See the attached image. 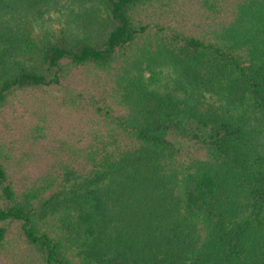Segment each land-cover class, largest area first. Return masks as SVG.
Returning a JSON list of instances; mask_svg holds the SVG:
<instances>
[{
	"label": "trees",
	"instance_id": "obj_1",
	"mask_svg": "<svg viewBox=\"0 0 264 264\" xmlns=\"http://www.w3.org/2000/svg\"><path fill=\"white\" fill-rule=\"evenodd\" d=\"M23 1L0 0V18ZM154 1L100 0L95 32L76 29L83 37L67 42L63 32L19 37L5 19L0 106L16 90L57 84L73 67L108 70L149 27L136 8ZM155 28L180 75L174 86L121 98L132 114L112 118L131 145L89 152L85 170L63 168L58 187L41 197L17 192L0 162V252H11L14 231L39 264H264V38L227 26L236 34L226 44ZM194 146L203 157H185Z\"/></svg>",
	"mask_w": 264,
	"mask_h": 264
},
{
	"label": "rangeland",
	"instance_id": "obj_2",
	"mask_svg": "<svg viewBox=\"0 0 264 264\" xmlns=\"http://www.w3.org/2000/svg\"><path fill=\"white\" fill-rule=\"evenodd\" d=\"M255 2L252 6L244 0H157L140 6L135 19L149 27L119 50L108 70L76 66L57 84L11 93L0 106V162L13 188L17 192L37 189L40 197L47 196L58 187L63 168L86 169L89 152L96 150L97 154L103 148L117 152L132 144L112 118L132 114L121 98L128 99L143 86L161 90L174 86L173 79L180 75L179 65L164 54L166 33L157 32L155 26L165 27L167 33L171 28L210 41L224 37L226 44L235 43L236 33L226 31L231 26L236 32H257L262 40L264 0ZM4 10L0 31L8 27L18 31L19 37L24 34L35 41L62 32L66 42L74 36L82 38L83 32L76 33V29L93 34L101 20L100 0H51L32 5L24 0ZM5 19L10 22L7 27ZM15 57L25 63L35 60L26 55ZM174 91L181 94L182 88L177 86ZM183 154L204 156L196 146ZM166 222L159 224L165 227ZM20 240L14 231L8 233L5 247L12 249L7 254L2 249L0 264H39ZM259 251L257 257L264 261V248Z\"/></svg>",
	"mask_w": 264,
	"mask_h": 264
}]
</instances>
